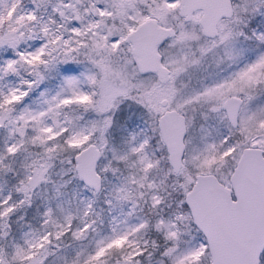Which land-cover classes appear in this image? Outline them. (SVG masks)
Instances as JSON below:
<instances>
[{"label": "snow or ice", "instance_id": "6c2138e0", "mask_svg": "<svg viewBox=\"0 0 264 264\" xmlns=\"http://www.w3.org/2000/svg\"><path fill=\"white\" fill-rule=\"evenodd\" d=\"M0 264H264V0H0Z\"/></svg>", "mask_w": 264, "mask_h": 264}]
</instances>
